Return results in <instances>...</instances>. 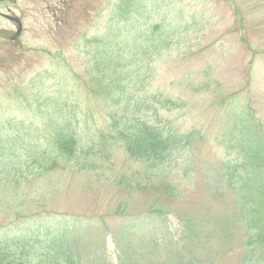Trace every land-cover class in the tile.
<instances>
[{
  "label": "rangeland",
  "instance_id": "rangeland-1",
  "mask_svg": "<svg viewBox=\"0 0 264 264\" xmlns=\"http://www.w3.org/2000/svg\"><path fill=\"white\" fill-rule=\"evenodd\" d=\"M122 1L0 0V239L11 246L61 221L72 227L89 218L95 225L77 237L88 231L106 236V254L93 256L98 249L87 248V235L77 243L83 262L119 264L115 234L131 224L136 243L150 232L169 239L178 233L173 212L137 225L160 195L153 184L169 181L178 200L222 191L226 179L219 181L218 170L222 175L223 164L239 153L228 137L234 118L254 121L264 138V0H129L132 13L114 17ZM1 13L20 19V35L16 20ZM87 38L103 39L104 53L112 45L120 53L124 92L117 100L93 92L111 85V77ZM154 95L178 104H156V113L150 108L153 122L200 134L177 160L150 172L111 140L107 116L110 109L145 116L143 103ZM55 124L74 130L85 149L102 147L104 133L109 157L99 158L95 147L78 159L89 169L73 161L45 173L40 153L54 158L47 137ZM233 198L230 193L227 204L234 205ZM120 207L126 214L113 215ZM241 246L230 250L240 253Z\"/></svg>",
  "mask_w": 264,
  "mask_h": 264
},
{
  "label": "trees",
  "instance_id": "trees-1",
  "mask_svg": "<svg viewBox=\"0 0 264 264\" xmlns=\"http://www.w3.org/2000/svg\"><path fill=\"white\" fill-rule=\"evenodd\" d=\"M128 3L129 0L122 1L114 11V17L117 14L124 18L132 13L133 7H125ZM96 39L87 38L85 43L96 51L98 57L103 56V62L97 64L103 66L105 77H111V85L103 83L93 92L117 100V93L124 92L119 84V69L123 60L119 57V51L113 49L114 45L112 52L104 53V40ZM96 42L99 45L95 47ZM115 44L118 47L120 43ZM116 104L117 101H114L113 106ZM143 104L145 116L120 113V109L109 110L107 128L112 135L111 140L123 146L129 158L144 163L148 170L151 169L149 167H166L177 160L181 153L184 154V147L192 145L200 132L193 129L180 134L165 129L160 122H153L147 116L150 108L156 113V104L164 108L178 104L164 95H154ZM234 119L228 137L233 148L239 149V153L233 163L226 161L223 164L222 175L218 170L219 181L222 183L226 179L224 189H206L204 197L199 200H178L180 196L169 181L153 184V189L160 192V195L144 211L146 216L137 225L144 227L159 223L173 212L180 222L178 233L169 239L168 235L157 238L150 232L136 243L131 233L132 227L136 225L131 224L123 230L120 238L115 234V243L120 250L119 264H264V138L254 121L246 123L241 115ZM101 137L102 147L96 145L85 149L74 130L65 124L53 125L47 137V146L54 158L47 156V151L40 153L43 161L40 163L41 170L48 173L62 167V163L73 161L79 169H89L78 160L81 153H93L96 147L98 151L95 154L99 158L109 157V139H105L107 136L104 133ZM226 189L228 192H225ZM230 193L234 196V205L227 204ZM121 208L113 215H125L126 209L119 212ZM16 219L18 222L22 216ZM85 219L76 221L72 227L69 226L70 220L68 223L61 221L56 229L44 235L41 231H34L30 239L19 238L14 246L0 239V264H86L78 254L77 243L79 246V239L85 240L87 235V248L98 249L92 255L96 258L105 257L106 236L100 237L96 231H88L77 237L78 231H83L85 225H95L91 219ZM238 242L242 244L241 252L233 254L231 250Z\"/></svg>",
  "mask_w": 264,
  "mask_h": 264
},
{
  "label": "water",
  "instance_id": "water-1",
  "mask_svg": "<svg viewBox=\"0 0 264 264\" xmlns=\"http://www.w3.org/2000/svg\"><path fill=\"white\" fill-rule=\"evenodd\" d=\"M3 16L9 18V19H15L16 22L18 23V28H17V32H16V36L20 35L22 33V30H23V26H22V22L20 21L19 18H13L12 16L8 15V14H4V13H1ZM15 38V37H14Z\"/></svg>",
  "mask_w": 264,
  "mask_h": 264
}]
</instances>
